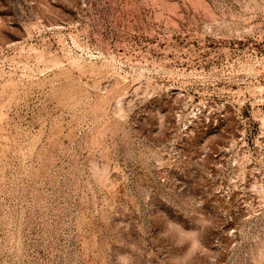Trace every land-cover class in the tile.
Masks as SVG:
<instances>
[{
	"label": "rangeland",
	"instance_id": "rangeland-1",
	"mask_svg": "<svg viewBox=\"0 0 264 264\" xmlns=\"http://www.w3.org/2000/svg\"><path fill=\"white\" fill-rule=\"evenodd\" d=\"M0 264H264V0H0Z\"/></svg>",
	"mask_w": 264,
	"mask_h": 264
}]
</instances>
